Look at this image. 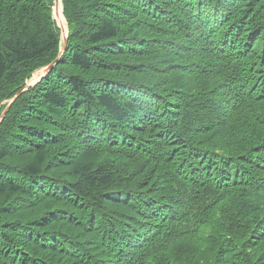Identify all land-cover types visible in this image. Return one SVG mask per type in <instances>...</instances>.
<instances>
[{"label":"trees","instance_id":"1","mask_svg":"<svg viewBox=\"0 0 264 264\" xmlns=\"http://www.w3.org/2000/svg\"><path fill=\"white\" fill-rule=\"evenodd\" d=\"M53 6L0 0V114ZM62 6L0 122V264H264V0Z\"/></svg>","mask_w":264,"mask_h":264},{"label":"water","instance_id":"2","mask_svg":"<svg viewBox=\"0 0 264 264\" xmlns=\"http://www.w3.org/2000/svg\"><path fill=\"white\" fill-rule=\"evenodd\" d=\"M59 10H61L62 14H63V6H62V0H54V6H53V14L56 15L59 18ZM64 16V15H63ZM55 19V18H54ZM65 19V18H64ZM60 24V22H59ZM61 37H62V46L60 48L58 57L50 64L44 66L40 71L39 74H37L38 76H34L30 81H28L25 85V87L19 91L14 97H12L7 105V107L5 108V110L2 112L1 116H0V122L3 120V118L5 117L9 107L11 106L12 102L14 101V99L19 96V94L27 89L29 86H33L34 84H36L43 76H45L54 66V64L57 63L58 58L63 54L65 48H66V43H67V37H68V29H64L61 26Z\"/></svg>","mask_w":264,"mask_h":264},{"label":"rangeland","instance_id":"3","mask_svg":"<svg viewBox=\"0 0 264 264\" xmlns=\"http://www.w3.org/2000/svg\"><path fill=\"white\" fill-rule=\"evenodd\" d=\"M61 14H62V13H61ZM53 17L55 18L56 24L60 26V24H59L60 21L58 20V17H57L56 15H54V14H53ZM64 18H65V17H64ZM65 21H66V19H65ZM66 24H67V22H66ZM67 29H68V27H67ZM124 59H125V57H124ZM130 60H131V61H137V60H135V59H130ZM43 67H44V66L35 69V70L31 73L30 77L26 78L25 82L27 83V82L30 81L35 75L39 74V73H40L39 70H41ZM132 75H133V74H129L127 77L129 78V77L132 76ZM134 77H135V80H136V81H141V82H145V83H152V82L150 81L149 76H148L147 74H138V75H134ZM9 101H10L9 99H8V100H4V104L6 103V104L8 105ZM7 102H8V103H7ZM7 105H6V107H7ZM6 107H5V108H6ZM5 108L3 109V111L5 110ZM3 111H2V112H3ZM1 114H2V113H1ZM1 114H0V116H1ZM167 200H169L168 197H167ZM24 217H25L26 220H30V219L32 218V217L28 216L27 214H26ZM185 247H187V246H185Z\"/></svg>","mask_w":264,"mask_h":264},{"label":"bare ground","instance_id":"4","mask_svg":"<svg viewBox=\"0 0 264 264\" xmlns=\"http://www.w3.org/2000/svg\"><path fill=\"white\" fill-rule=\"evenodd\" d=\"M61 13H62L61 10H59V18H58V20L60 21V26L58 25V27L61 28V26H62L66 30L67 29V24H66V21L64 19L63 14H61ZM35 76L37 77L38 75H35Z\"/></svg>","mask_w":264,"mask_h":264}]
</instances>
